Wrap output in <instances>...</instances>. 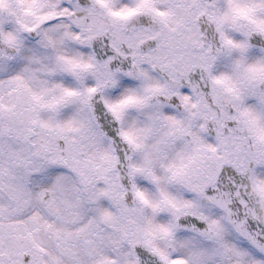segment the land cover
I'll use <instances>...</instances> for the list:
<instances>
[{
	"label": "snow or ice",
	"instance_id": "6c2138e0",
	"mask_svg": "<svg viewBox=\"0 0 264 264\" xmlns=\"http://www.w3.org/2000/svg\"><path fill=\"white\" fill-rule=\"evenodd\" d=\"M0 264H264V0H0Z\"/></svg>",
	"mask_w": 264,
	"mask_h": 264
}]
</instances>
